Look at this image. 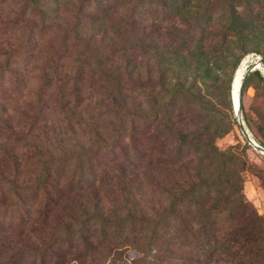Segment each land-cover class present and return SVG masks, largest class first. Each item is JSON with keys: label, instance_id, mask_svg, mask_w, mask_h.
Instances as JSON below:
<instances>
[{"label": "rangeland", "instance_id": "obj_1", "mask_svg": "<svg viewBox=\"0 0 264 264\" xmlns=\"http://www.w3.org/2000/svg\"><path fill=\"white\" fill-rule=\"evenodd\" d=\"M257 60L264 0H0V202L34 217L58 201L23 229L6 215L0 264H224L209 251L195 260L203 243L182 206L156 216L167 201L151 192L148 136L167 151L183 134L187 148L194 136L207 143L192 165L228 194L211 214L215 192L189 196L193 230L217 210L228 227L242 196L261 217L244 262L264 264V154L236 120L264 147L261 67L236 114L232 99L237 69ZM215 149L229 160H211ZM161 177L167 189L177 180Z\"/></svg>", "mask_w": 264, "mask_h": 264}, {"label": "trees", "instance_id": "obj_2", "mask_svg": "<svg viewBox=\"0 0 264 264\" xmlns=\"http://www.w3.org/2000/svg\"><path fill=\"white\" fill-rule=\"evenodd\" d=\"M245 79L246 76L242 83V87L245 83ZM171 90H173V88ZM117 106L118 102H115L113 108ZM120 107L121 106L115 108V111H119ZM107 113H113V115H116L113 110L109 112V110L106 109V114ZM215 136H218V133ZM181 137L185 140L187 138V134L175 136V139L170 140V146L173 145V147L164 151V144H161L158 149L154 146V144H152L156 138L152 140L150 139V136H148V172H153L151 173L152 176H150L151 179L149 180L151 192L164 195L167 201L164 205L165 207L158 208L162 211L159 213L157 212L156 216H161L163 214H177L179 206H182V210L188 217L187 223L189 225V229L186 231H190V237L192 239L197 238V240L199 239L200 241L199 243H203V246L200 248L198 247V254L195 256V260L201 261L205 255L204 253L209 251L210 254L214 252L218 253L222 257L223 261V257H227L226 260L228 261L224 264H245L244 260L247 262L249 261V252L247 250L249 246L248 241L250 239L249 234L253 230V226L259 224L261 217L254 212L242 196H239V198H234V203L229 207L226 214L225 221L229 222L228 227L224 226V223L220 222L221 220H218L217 214H219L220 211L217 210L213 212V217L211 216L212 218L205 222V226H200V230H198L199 226H197V234L196 229L193 230V227L197 225L195 223V217L197 215L192 210L193 204L188 201L189 196L194 195L195 193L200 194L215 192L218 195V198L213 199V203L207 211L211 214L215 202L218 200H227L228 194L220 195L221 190L219 189L220 185L217 180L214 178L208 183L207 179L201 177V172L198 169L199 166L197 167V165H192V161L196 160V162H201L204 160V156L199 154L207 155V150L205 148L207 143H204L199 137L194 136L190 140L193 142L192 146L187 148L186 144L189 145V142L183 144ZM193 147L195 148L191 149ZM154 149L157 151L155 152ZM209 158L221 164L229 160L224 152L217 151L216 149L214 155ZM190 170H192V173L189 172ZM162 173L177 176V180H175V182H173L168 189L165 186L160 185L158 180V177H161ZM70 184H72V182H70ZM15 189L18 191L20 188ZM31 190L34 189L32 188ZM58 199L59 197L56 198V200ZM47 201L48 200L45 199L43 203L44 211H37V213L34 214V217H32L33 214L29 215V213L23 212V205L21 202L13 208L2 205L0 202V235H4L5 233L4 231L6 226H3V221L6 218V215L8 218L7 222H5L7 228L13 227L16 229H23L27 225L36 224L39 223V221H42L43 219L40 215L41 212L42 215L46 217L47 211L45 209L50 207V210L52 211L54 206H57L58 203V201ZM13 212L20 214H18V216H13ZM154 224L156 225V223ZM22 250L25 251L26 249L22 248ZM191 260L192 258L190 259V262L194 263Z\"/></svg>", "mask_w": 264, "mask_h": 264}, {"label": "water", "instance_id": "obj_3", "mask_svg": "<svg viewBox=\"0 0 264 264\" xmlns=\"http://www.w3.org/2000/svg\"><path fill=\"white\" fill-rule=\"evenodd\" d=\"M256 66H260V67L262 68V74L264 75V66L262 65V63H261L259 60L255 61V62L251 65V67H250L248 70L245 71V73H244V75H243V77H242L241 83H240V90H241V87H242V83H243V81H244V78H245V76L247 75L248 71L251 70V69H252V70L255 69ZM238 102H239V101H238ZM236 108H239V103H238V105H237V103H236ZM233 109H234V108H233ZM234 113H235V114L237 113L235 109H234ZM236 120H237L238 128L240 129L241 133L243 134V136H244V138H245V141H246L248 144H250L254 149H257L258 151H260L261 153L264 154V147H262L261 145H259L258 143H256V142L252 139V137H250V135L246 132V130H245L244 127L242 126V123H241V121H240L239 118H236Z\"/></svg>", "mask_w": 264, "mask_h": 264}, {"label": "bare ground", "instance_id": "obj_4", "mask_svg": "<svg viewBox=\"0 0 264 264\" xmlns=\"http://www.w3.org/2000/svg\"><path fill=\"white\" fill-rule=\"evenodd\" d=\"M245 70H246V65H245V62H243L241 66L239 67V69H237V72L234 75V78L232 81V99H233V104H234V108L236 111H238V108H236V103L238 105L239 103L238 101H240V83H241Z\"/></svg>", "mask_w": 264, "mask_h": 264}]
</instances>
